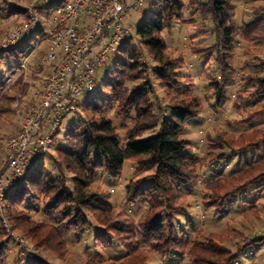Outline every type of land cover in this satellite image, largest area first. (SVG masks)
I'll use <instances>...</instances> for the list:
<instances>
[{
	"label": "trees",
	"instance_id": "16d2710c",
	"mask_svg": "<svg viewBox=\"0 0 264 264\" xmlns=\"http://www.w3.org/2000/svg\"><path fill=\"white\" fill-rule=\"evenodd\" d=\"M233 2L153 0L154 9L138 25V43L128 42L120 50L124 57L115 62L105 84L107 97H97L83 106V114L67 130L64 145L50 157L53 170L45 164L36 172L29 170L4 195L0 207L12 230L24 233L36 249L61 256L67 248L68 234L80 238L90 233L98 244L107 247H113L112 238L130 253L131 257L121 264H149L153 252L168 258L176 251L189 257V264H237L244 250L264 241V236H256L232 251L222 235L203 236L193 221L183 226L179 222L192 207L188 192L202 184L201 171L245 151L255 150L252 160L203 185V207L220 215L227 210L229 198L264 189V130L253 126L255 119L264 117V106L260 105L264 98V57L245 62L243 70L237 68L235 60L239 43L264 42V11L256 12L250 22L238 23ZM198 19L215 38L210 46L192 47L195 56L216 64V71L205 76L206 97L214 100L213 108L223 109L230 101L227 90L239 87L234 107L247 114L231 124L243 127L239 136L229 130L208 134L202 156L196 155L184 131L190 121L201 117L206 104L194 82L181 72L185 57L173 56L165 37L175 23L197 25ZM207 23L211 25L208 28ZM152 75L165 91L166 104L157 102L154 96ZM2 80L0 114L5 115L14 111L16 97L3 93ZM108 106L127 121L122 130ZM127 161L136 164V177L126 187V201L146 205L138 222L114 207L111 192L99 183L100 177L121 176ZM147 169L152 172L139 177ZM242 201L248 202L255 213L264 211L256 201ZM38 215L43 219H36ZM1 218L0 264H53L32 256L11 261Z\"/></svg>",
	"mask_w": 264,
	"mask_h": 264
},
{
	"label": "rangeland",
	"instance_id": "374dc122",
	"mask_svg": "<svg viewBox=\"0 0 264 264\" xmlns=\"http://www.w3.org/2000/svg\"><path fill=\"white\" fill-rule=\"evenodd\" d=\"M35 0H0V50L4 49V43L8 40L10 35L17 31L20 26L28 21V8ZM188 0H185L187 3ZM57 2H53V6ZM233 5L237 10L238 23L244 21L250 22L254 18L256 12L264 11V0H234ZM44 11L43 18L39 26L29 31L25 37L24 42L18 46H14L13 52L0 51V81L11 72L12 75L25 62V59L31 53L38 56L46 47V42H40L42 35L40 30L46 29V19L49 17V8ZM154 9L153 0L146 3L139 9L132 10L126 18L125 25L130 29L131 39L129 42L136 45L138 43L137 28L141 21L148 16ZM264 15V12H263ZM210 23L206 27H210ZM201 20L198 19L197 25H182L175 23L170 33H165L167 43L172 48L173 56H184L186 64L182 69L183 76L186 79H191L195 84V90L204 98L206 107L202 111L201 117L190 121L184 131V135L193 144V150L197 156H202L207 149L208 134L213 135L218 131L229 130L235 136H239L243 127H231V124L241 121L247 117L246 113L237 111L234 107L235 94L239 87L230 88L227 90V95L230 98L229 103L223 109H216L212 107L213 99L206 97V80L205 76L213 74L216 71V64L211 61V64L206 62L204 58H198L192 52L193 46H210L215 42L212 35V30H205ZM203 29V30H202ZM40 44V45H39ZM29 46V48H28ZM124 54L119 50L107 62V66L99 70L98 82L93 91L83 93L80 97V109L78 112L71 113L64 119L61 126L60 133L53 139V144L50 148L48 156L40 158L33 168V172L38 170L41 164H45L49 170H53L50 157L57 155L59 146L64 145L66 140V133L69 126L76 123L80 114H83V106L92 102L99 97L105 99L107 97V90L105 84L112 75L115 68V62L122 59ZM255 57H264V42L260 43H245L241 42L236 49V66L240 70L245 68V62L255 60ZM150 64H154L153 61ZM248 72V71H247ZM18 76V75H17ZM30 78V77H29ZM155 86V98L157 102L166 104L168 102L165 91L160 85L159 81L152 75ZM20 86H13L6 92L8 95H13L16 98L20 95ZM5 92V93H6ZM33 89L25 88L21 96H25L22 100L23 105L15 109L12 106V113L0 114V206L4 202V195L11 189L8 177L2 178V174L6 172L7 153L6 146L9 138L14 136L22 124L24 118V111L29 106L32 100ZM264 106V98L260 99ZM243 110V108H242ZM108 111L111 117L115 120L117 126L122 130V126L127 122L124 117L118 115L112 106H108ZM253 126L264 130V117H260L253 121ZM124 134V133H123ZM147 134L145 137H149ZM255 150L251 149L229 159L226 162L217 164L214 167L204 169L201 171V186L193 191L188 192L189 200L192 207L188 212L181 216L179 222L181 226L188 221H193L194 228L203 236L211 234L222 235V241L232 249L237 251V247L244 245L254 237L264 236V211L255 213L250 208L248 202L242 200H253L259 205L260 209L264 207V189L261 192L240 193L227 200L225 212L217 215L214 210H206L202 203L201 188L204 184L212 179H215L222 174H230L242 168L247 161L252 160ZM136 164L132 161H127L123 173L119 177H100L99 183L112 194L111 204L129 214L136 222H138L146 210L144 204H128L126 201L127 189L131 180L136 177ZM152 171L149 169L141 172L139 177H144ZM19 181H17L18 183ZM16 183V184H17ZM15 184V185H16ZM248 208L246 211L244 209ZM0 215L2 225L7 230V237L5 243L8 247L9 259L11 261L17 260L19 257H39L44 258L53 264H121L126 262L131 256L129 251L116 244L114 239L113 247H107L105 244H98L93 239L90 233H84L80 238H76L72 234L67 235V248L64 256L57 252H52L43 248H37L32 241L21 231L12 230L10 221L2 213L0 207ZM5 216V217H4ZM43 219L42 215L36 216V219ZM189 257L180 254L178 251L174 252L170 257L164 258L157 253H151V261L149 264H189ZM237 264H264V241H258L249 246L243 251L241 259Z\"/></svg>",
	"mask_w": 264,
	"mask_h": 264
},
{
	"label": "built area",
	"instance_id": "2783aa9c",
	"mask_svg": "<svg viewBox=\"0 0 264 264\" xmlns=\"http://www.w3.org/2000/svg\"><path fill=\"white\" fill-rule=\"evenodd\" d=\"M150 1L35 0L29 6L28 21L3 46L11 48L24 42L50 6L46 29L39 31L40 42H46V47L38 56L28 55L14 75L8 72L2 80L3 93L21 86L15 109L23 105L25 88L34 92L22 124L6 146L7 170L2 178L9 176L11 186L48 155L66 116L80 109L81 95L96 88L99 70L130 41L126 18ZM53 2L57 3L53 6Z\"/></svg>",
	"mask_w": 264,
	"mask_h": 264
}]
</instances>
